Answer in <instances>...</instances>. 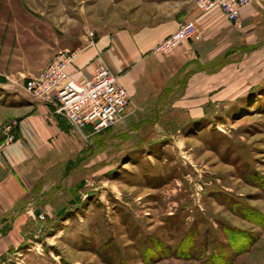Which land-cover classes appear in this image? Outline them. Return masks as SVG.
<instances>
[{
    "label": "rangeland",
    "instance_id": "rangeland-1",
    "mask_svg": "<svg viewBox=\"0 0 264 264\" xmlns=\"http://www.w3.org/2000/svg\"><path fill=\"white\" fill-rule=\"evenodd\" d=\"M255 2L264 11V0H250L241 29L218 7L208 12L218 17L202 35L222 33L206 70L176 54L187 42L155 53L141 107L89 139L69 128L66 143L41 151L44 219L0 231V264H264V15ZM137 9L0 0V96Z\"/></svg>",
    "mask_w": 264,
    "mask_h": 264
},
{
    "label": "crops",
    "instance_id": "crops-1",
    "mask_svg": "<svg viewBox=\"0 0 264 264\" xmlns=\"http://www.w3.org/2000/svg\"><path fill=\"white\" fill-rule=\"evenodd\" d=\"M107 3L117 11L130 5L138 9L132 18L120 19L118 25L97 30L95 41L75 50L77 55L68 72L73 79L84 82L90 78L95 66L108 67L131 94L136 110L143 103L142 82L154 60L155 46L177 31L184 21H196L202 35L206 32L205 26H212L214 17H218L215 13L198 11L193 6L194 0H100V4ZM255 7L260 20L264 15L262 5L255 2ZM221 33L218 29L202 35L201 40H190L176 54L185 59L189 68L202 64L200 70H206L204 62H210L205 60L207 54L214 51V39ZM261 36L264 37V33ZM200 70L191 75H202L204 72ZM9 125H14L15 142L5 149L0 161V231L14 229L43 215L39 210V158L44 154L41 151L60 147V142L66 143L65 137L71 132L51 103L33 99L24 90L0 96V142ZM46 206L51 205L46 203ZM2 236L0 234V242L6 238ZM1 246L0 254H3L8 249Z\"/></svg>",
    "mask_w": 264,
    "mask_h": 264
},
{
    "label": "built area",
    "instance_id": "built-area-1",
    "mask_svg": "<svg viewBox=\"0 0 264 264\" xmlns=\"http://www.w3.org/2000/svg\"><path fill=\"white\" fill-rule=\"evenodd\" d=\"M201 13H208L218 7L234 28L242 27L240 13L250 0H194ZM196 21H184L177 31L166 37L155 48V53H170L181 44L198 37ZM76 53H61L39 75L19 85L33 99L48 101L55 113L61 116L68 127L85 139L100 134L122 123L136 110L132 96L119 82V76L108 67L97 65L88 80L73 79L68 69ZM131 108V110H130ZM14 125L4 129V140L0 142V161L5 148L15 142ZM40 219H44L40 215Z\"/></svg>",
    "mask_w": 264,
    "mask_h": 264
},
{
    "label": "trees",
    "instance_id": "trees-1",
    "mask_svg": "<svg viewBox=\"0 0 264 264\" xmlns=\"http://www.w3.org/2000/svg\"><path fill=\"white\" fill-rule=\"evenodd\" d=\"M81 188H82V184L78 185L75 190L78 192V190H80ZM77 203H79L78 199L77 201L74 202V204H77Z\"/></svg>",
    "mask_w": 264,
    "mask_h": 264
}]
</instances>
